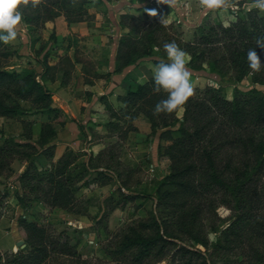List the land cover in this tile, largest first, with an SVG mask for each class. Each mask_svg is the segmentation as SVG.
<instances>
[{"label": "rangeland", "instance_id": "obj_1", "mask_svg": "<svg viewBox=\"0 0 264 264\" xmlns=\"http://www.w3.org/2000/svg\"><path fill=\"white\" fill-rule=\"evenodd\" d=\"M97 1L87 4L83 20L72 25L68 24L64 14L57 18H49L47 15L39 25L27 26L23 22L22 38H18L13 44L4 45L10 54L5 69L10 72L30 71L39 75L42 72L40 62L45 58L53 61L52 66L55 68L46 77V86L53 94L52 107L60 110L64 119L62 117L56 120L53 116L48 118L29 101L20 102L22 110L16 117H0V147L10 149L12 148L10 141L14 140L21 144H33L40 151L42 146L38 133L42 125L49 123L57 125L63 120L69 124L71 119L74 122L83 121V114L77 117L68 108L65 116L63 110L66 106L60 107L59 99L55 96L63 80L68 76L69 82L77 80L76 68L71 60L81 59L90 77L108 81L106 84L102 83L99 90L101 93H107L105 96L108 100L109 96L113 97L117 116L111 119L107 113L92 109V118L97 122H90L92 125L102 126L112 122L109 133L105 131L98 134L96 128L90 131L92 142H105V149L111 156L98 157L96 161L89 162L92 168L87 171L81 163L82 160L72 167L75 181L71 188H75L77 184L79 192L74 193V203L67 210L55 207L51 201H47L50 198L45 192L53 190L46 182L48 174H44L52 170L48 157L36 155L33 159L37 166L36 174L41 176L44 182L41 183L42 187L34 185L37 182L32 184L35 191L30 196L24 195L18 180L27 166L17 159V155L5 161L3 169L0 170V254L7 258L16 250L28 252L24 243L20 249L17 247L18 242L23 241L19 234V220L23 218L37 226L45 227L52 234V238H60L62 243L68 241L75 252L74 255L50 253L45 264H173L169 255L134 263L135 250L122 255L117 252L119 245L131 234L132 229L140 228L142 222L151 220L152 211L156 209L158 182L170 175L171 166L164 155V142L160 140L159 133L152 130L147 118L140 115L134 120L133 116L124 112V105L120 102L126 94L124 78H121L119 88H113L114 76H111V73L116 68L111 65V60L117 56L122 40L130 38L131 47L124 46V51L131 53L134 59L141 58L139 64L151 62L150 69L142 65L140 67L142 74L147 76L149 70L153 72V60L167 61L163 44L175 41L190 57L188 67L195 84L192 98L199 99L204 96V92L213 82L223 87L226 95L231 98L236 83L233 72L227 69L229 59L227 37L217 31L219 38L218 36L215 38L219 43H215L214 47L204 48L200 45V35L202 30L210 32L212 28L229 26L242 11H250L247 5L251 0H237L234 11L229 10L227 13L215 15L206 13L199 0H178L175 7L160 4L158 0ZM152 12L156 15H152ZM124 24L126 27H123ZM150 32H153L155 37L152 41H149L147 36ZM52 35L54 39L51 40ZM203 49L207 52L206 60L200 63L197 56ZM194 50L196 52H193ZM217 61L222 69H213V63ZM99 64L102 65L99 67ZM195 64L203 66L197 70L193 68ZM64 72H68L67 77H64ZM253 86L251 75L238 84L242 92L253 89ZM90 87L91 82L81 91V84L74 82L71 89H74V92L81 91V95L77 96L85 101L91 99ZM259 89L264 92V88ZM184 111L182 108L177 113L178 118H183ZM87 127L89 128V124ZM178 128L179 125L174 124L171 129ZM57 129L59 131L57 138L51 145L57 142L66 145L69 142L67 139L74 132L70 129L65 130V126ZM30 136L31 139L28 138ZM79 136L85 137L87 133L80 132ZM139 147L142 151L138 150ZM229 154L239 168L243 167L246 161L243 156L240 157L233 152ZM81 175L83 179L76 181ZM104 184L109 186H104L108 189L103 193L99 189ZM119 188L124 193L144 197L127 205L124 211H114L107 199H119L116 193ZM21 198L24 202H21ZM210 203L211 200L202 202L204 212L201 215V222L212 246L221 238V232L229 226V221L236 213L232 207L221 202L215 204L214 208L209 206ZM260 214L264 219V207ZM213 227L216 230L212 229ZM175 241L178 245H185L181 238ZM197 248L205 254L209 262L222 264L227 258L224 253L211 256L212 247L208 250L202 246ZM248 251L249 244L244 241L236 246L229 258L238 261L246 256Z\"/></svg>", "mask_w": 264, "mask_h": 264}, {"label": "trees", "instance_id": "obj_2", "mask_svg": "<svg viewBox=\"0 0 264 264\" xmlns=\"http://www.w3.org/2000/svg\"><path fill=\"white\" fill-rule=\"evenodd\" d=\"M95 1L79 0V5L73 7L70 0H44V4L35 11L25 10L23 22L27 26L39 25L47 15L57 18L64 14L68 24L72 25L83 20L85 7ZM217 31L228 40L227 69L233 72L236 83L232 97L229 98L224 88L213 82L204 96L189 99L183 107L185 111L182 119L178 118L177 113L153 115L154 106L166 99V94L153 91V72L149 70L146 76L140 70L141 65L150 69L151 62L139 64L141 58L134 59L131 53L124 51V46L131 47L130 38H124L119 47L116 59L118 65L111 76L121 75L125 69L134 67L124 78L126 94L120 99L124 112L133 116L134 120L140 115L147 118L152 130L158 132L160 140L164 142V155L171 166L170 175L158 182L156 209L152 211L151 220L142 222L140 228L132 229L118 247L117 252L121 255L135 250L134 263L169 255L173 264H215L209 262L197 248L202 246L207 250L212 247L211 256L224 253L227 258L222 264H264V219L260 214L264 207V92L259 89L264 88V70L253 73L247 62L248 50L255 48L264 63V49L255 44L256 38L264 36V14L261 15L256 9L242 11L229 26L212 28L210 32L202 30L200 45L210 48L219 43L215 38H219ZM147 36L149 41L155 39L153 32ZM206 55V49H203L197 56L200 63L206 60ZM9 56L5 46L0 43V117H16L22 110L20 102L29 101L46 117L53 116L56 120L62 118L61 111L52 107L53 94L45 80L55 68L52 66L53 61L47 58L42 60V72L39 75L30 71L10 72L5 69ZM161 61L153 60L154 68ZM219 65V61L214 62L213 69H222ZM202 66L195 64L193 68L198 70ZM250 75L253 89L242 92L238 84ZM100 100L109 117L114 119L117 110L113 104L107 96H101ZM65 123L63 120L57 125L49 123L41 126L38 133L42 146L40 151L33 144H21L14 140L10 141L12 148L0 147V170L5 161L17 155V159L27 166L18 180L24 195L30 196L35 191L31 185L37 182L34 185L42 187L41 183L44 182L36 174L37 166L33 159L36 155L48 157L52 170L44 174H48L46 182L53 187L54 193L53 190L45 192L50 198L47 201L67 210L74 203V193L79 192L77 184L75 188H71V185L75 181L72 167L78 165L81 155L67 150L61 159L54 162L56 146L51 144L57 138V127L62 129ZM111 123L106 124L109 132ZM174 124L179 125L177 130L171 129ZM229 152L246 159L243 167H238ZM103 156H111V153L98 155L100 158ZM97 158H91L90 162ZM82 164L85 171L92 168L90 163ZM82 179L83 175L78 176L76 181ZM116 193L119 199H107L114 211H124L127 205L144 197L124 193L120 188ZM209 200L210 207L214 208L215 204L221 202L232 207L236 213L232 220H228L230 224L221 232V238L212 246L201 222L204 212L202 202ZM21 202H24L23 198ZM212 229L216 230L215 227ZM19 234L28 252L16 250L7 258L0 254V264H45L50 253L75 254L68 241L62 243L60 238H52L45 227L23 218L19 220ZM177 238H181L185 245H178L175 241ZM244 241L249 244L248 254L238 261L229 258L236 246Z\"/></svg>", "mask_w": 264, "mask_h": 264}, {"label": "clouds", "instance_id": "obj_3", "mask_svg": "<svg viewBox=\"0 0 264 264\" xmlns=\"http://www.w3.org/2000/svg\"><path fill=\"white\" fill-rule=\"evenodd\" d=\"M160 4L175 7L178 0H158ZM73 7L79 5V0H70ZM44 4V0H0V43L10 45L22 38L24 28V12L31 9L35 11ZM199 4L207 13H227L235 10L237 0H199ZM249 10L256 9L264 13V0H251L247 5ZM156 15L155 12L151 13ZM256 46L264 49V36L255 39ZM167 62L161 61L153 69V80L155 93H165L166 99L160 100L153 109V115H172L178 113L194 96L195 84L191 79V71L188 64L189 54L180 48L175 42L163 44ZM248 67L253 73L264 70V63L261 62L255 48L247 52Z\"/></svg>", "mask_w": 264, "mask_h": 264}, {"label": "crops", "instance_id": "obj_4", "mask_svg": "<svg viewBox=\"0 0 264 264\" xmlns=\"http://www.w3.org/2000/svg\"><path fill=\"white\" fill-rule=\"evenodd\" d=\"M69 28V27H67ZM66 28V29H67ZM70 30V29H69ZM117 56L115 57L114 60H111V65L115 66L117 65ZM73 62L74 67L76 68L75 71V77H77V80L75 79V81H70V77L66 75V79L63 80V84L60 85V90L56 92L55 96L57 99H59V106L60 107H64L66 106V108L63 110L65 116H67V108L69 109V111L72 114H76L77 117H79L80 115L83 114V121H77L74 122L73 119H71V123L67 124L65 123V130H72L74 133H72L71 137L68 138L67 140L69 141L66 145H61L55 143L53 145L56 146V150H55V162H57L59 159L62 158V156L65 154L66 150H72L74 151L76 154H80V161L82 163H89L90 159L93 158H97L98 155H108L109 152H107V150L105 149V142H92V137L90 134V131L92 132L95 128L98 134H102L103 132H107L109 133V130L106 126V124L102 125V126H97L95 124H91L90 122H96V119L92 118V109H94V111H99V112H104L105 114L107 113V110L105 108V106L103 105V103L100 101V97L101 96H105L107 95V93H101V91L99 90L100 85H102V83L106 84L108 81H106L105 79H100L97 80L96 77H90V75L88 74V72L85 70V66L84 64L81 62L80 60H71ZM102 64H99V67ZM134 69V67H133ZM132 67H129L127 69L124 70L123 74L121 75H116L112 78V83H113V88H119L120 83H121V78H125L127 76L128 73H130L132 70ZM42 71V69H41ZM100 71V70H99ZM64 74H66V72H64ZM91 79V80H89ZM74 82H77L78 84H81V91L84 89L85 86H87L90 82H91V87H90V91L92 92L88 100L83 101L82 98H79L77 95H81V91H75L74 89L72 90V85H74ZM110 83V82H109ZM86 84V85H84ZM95 84V85H93ZM84 85V86H83ZM114 92V91H113ZM99 94V95H98ZM115 94V93H114ZM109 101L113 104V97L109 96ZM106 110V111H105ZM108 114V113H107ZM87 116V117H86ZM97 123V122H96ZM89 124V128L87 127V125ZM72 125V126H70ZM95 125V127H94ZM80 132L82 133H87V136L85 137H80ZM89 136V137H88ZM142 146L145 147V145L142 144ZM143 147V149H144ZM139 151H142V149L139 147L138 148ZM84 157V159L82 158ZM86 159H88L89 161H87ZM109 186V185H108ZM107 186V187H108ZM106 187H102L101 189H99L100 191H102L104 193V191H106ZM108 193V192H107ZM128 193V192H125ZM108 195L110 196V193H108Z\"/></svg>", "mask_w": 264, "mask_h": 264}, {"label": "water", "instance_id": "obj_5", "mask_svg": "<svg viewBox=\"0 0 264 264\" xmlns=\"http://www.w3.org/2000/svg\"><path fill=\"white\" fill-rule=\"evenodd\" d=\"M23 243H24L23 241L18 242L17 247L18 248L21 247L23 245Z\"/></svg>", "mask_w": 264, "mask_h": 264}]
</instances>
